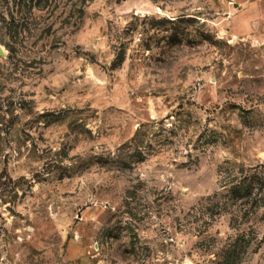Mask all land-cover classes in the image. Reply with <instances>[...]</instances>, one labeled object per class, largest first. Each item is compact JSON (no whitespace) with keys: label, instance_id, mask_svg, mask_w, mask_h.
<instances>
[{"label":"rangeland","instance_id":"obj_1","mask_svg":"<svg viewBox=\"0 0 264 264\" xmlns=\"http://www.w3.org/2000/svg\"><path fill=\"white\" fill-rule=\"evenodd\" d=\"M264 264V0H0V264Z\"/></svg>","mask_w":264,"mask_h":264},{"label":"water","instance_id":"obj_2","mask_svg":"<svg viewBox=\"0 0 264 264\" xmlns=\"http://www.w3.org/2000/svg\"><path fill=\"white\" fill-rule=\"evenodd\" d=\"M186 264H193V263H191V262H187Z\"/></svg>","mask_w":264,"mask_h":264}]
</instances>
